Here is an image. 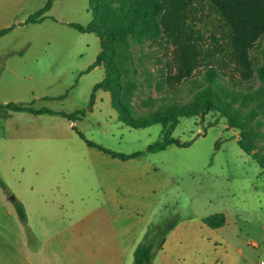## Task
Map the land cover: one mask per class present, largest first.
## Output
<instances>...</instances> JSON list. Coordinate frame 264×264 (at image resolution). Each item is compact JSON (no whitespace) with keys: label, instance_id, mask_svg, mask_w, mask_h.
Returning <instances> with one entry per match:
<instances>
[{"label":"rangeland","instance_id":"1","mask_svg":"<svg viewBox=\"0 0 264 264\" xmlns=\"http://www.w3.org/2000/svg\"><path fill=\"white\" fill-rule=\"evenodd\" d=\"M15 1L0 0L9 10L6 24L14 26L0 38V177L6 184L0 185V264L2 255L34 253L35 220L55 225L58 239L64 238L69 222L88 224L100 257L119 248L129 264L148 228L151 236L173 224L179 227L171 246L159 250L152 264H196L199 256L206 262L227 254L248 264L264 260V171L238 145L240 129L230 127L217 111L180 117L172 136L190 144L147 152L162 138V124H124L103 90L91 100L94 85L104 76L103 68L87 71L101 49L100 39L69 25L92 22L90 0H55L40 23L28 18L47 0ZM128 38L118 96L134 116L157 111L165 100L183 104L193 99L204 68L171 85L172 45ZM251 61L248 80L235 73L237 90H264L257 73L264 63V40L251 50ZM230 77V72L223 73L221 82L231 84ZM9 102L84 115L73 128L71 120L60 115L1 107ZM242 107L244 112L257 111L247 122L248 142L264 154V100ZM77 130L115 152L144 154L114 158L89 146ZM13 196L26 205L27 225L16 213ZM221 212L226 215L223 226L212 228L204 222ZM86 213L88 220L80 221ZM56 255L63 256L64 249L57 247Z\"/></svg>","mask_w":264,"mask_h":264},{"label":"trees","instance_id":"2","mask_svg":"<svg viewBox=\"0 0 264 264\" xmlns=\"http://www.w3.org/2000/svg\"><path fill=\"white\" fill-rule=\"evenodd\" d=\"M54 1L47 0L42 8L29 16L28 22H42ZM90 10L93 14L90 24L70 22L69 25L81 33H93L100 39L101 49L87 71L102 66L104 77L94 85L91 100L95 99L99 89H103L110 93L111 104L124 124L134 128L162 124V138L149 145L147 152L163 151L171 145L188 146L190 142H181L172 136L180 117L217 111L227 119L230 127L240 129L238 145L257 160L264 171V154L255 152L254 145L248 142L251 132L247 122L257 111L244 112L242 107L252 101L264 100V90H237L239 81L235 76L238 73L248 80L252 74L251 50L264 40V0H90ZM13 28L11 25L1 29L0 37ZM128 36L140 43L152 41L172 45L175 56L174 72L168 78L171 85L182 83L204 68L203 81L197 84L193 99L183 104L165 100L157 111L134 116L127 102L118 96L122 89L121 63L127 59L129 48ZM226 72L231 74V84L221 82L222 74ZM257 73L264 83V63L257 68ZM1 107L34 115L58 114L71 121L84 115L83 111L67 113L16 102ZM77 132L89 146L114 158L127 160L144 154L140 151L131 154L115 152L89 140L81 131ZM0 185L6 187L1 177ZM13 204L18 217L27 225V212L22 201L13 196ZM204 222L218 228L225 224L226 215L215 213L206 216ZM175 225L157 230L151 236V227L148 228L144 241L136 247L133 264H152Z\"/></svg>","mask_w":264,"mask_h":264},{"label":"crops","instance_id":"3","mask_svg":"<svg viewBox=\"0 0 264 264\" xmlns=\"http://www.w3.org/2000/svg\"><path fill=\"white\" fill-rule=\"evenodd\" d=\"M24 1L26 0H16L15 4H22ZM47 13H46V17H47ZM8 21H9L8 7L4 2H0V30L3 28L9 27L6 24ZM19 54L22 55L23 51H19ZM98 68H103V67L97 66L94 69H98ZM99 90H103V89H99ZM105 92H108V91H105ZM110 98H111V95H110ZM48 115H51V114H48ZM53 115H58V114H53ZM74 124L75 122L71 121V123L69 124V127L74 128L75 126ZM24 206L26 205L24 204ZM37 210L41 211L39 209ZM47 211L48 210L45 209V213L48 216ZM83 220H88L87 213L84 214V216L80 219V221H83ZM41 222L44 223V221H41ZM77 224L78 222H75V223L69 222V225L66 226L63 231L64 238L58 239L57 238L58 234L55 233L54 228H53L55 225H51V224H49L48 226L41 225L35 220V223L32 224V230L34 232L36 240L37 239L39 240V245L37 247V245H35L36 240H34V246H35L34 253L31 252L28 255H17V256H13V255L3 256L2 255L1 264H129L127 260L123 259V255L119 248L113 247L112 250L114 252L112 254H109L104 259L100 257L98 255V250H97L98 245H95L92 243V238H90V235H89V231H91L92 229L91 228L89 229L88 224H84L85 226L81 225L80 227ZM178 227L179 226L177 225L174 228V230L170 233V235L166 238L163 244V247L161 249L162 252H165L171 246L172 240L174 238L173 235L177 231ZM72 230L73 231L75 230L74 233H72ZM72 235L74 236L75 239L71 238ZM24 245H25V242H24ZM133 246H135V242ZM57 247H61L64 249L63 256L56 255ZM135 250H136V247H134V254H135ZM196 260H198L196 261V264H248L247 262L245 263V262L239 261V259H237L235 256L228 255V254L222 258L208 257L206 262L201 261L200 256L199 258H196ZM260 262L257 264H260ZM131 264H133V262Z\"/></svg>","mask_w":264,"mask_h":264},{"label":"built area","instance_id":"4","mask_svg":"<svg viewBox=\"0 0 264 264\" xmlns=\"http://www.w3.org/2000/svg\"><path fill=\"white\" fill-rule=\"evenodd\" d=\"M260 264H264V260H262V261L260 262Z\"/></svg>","mask_w":264,"mask_h":264}]
</instances>
